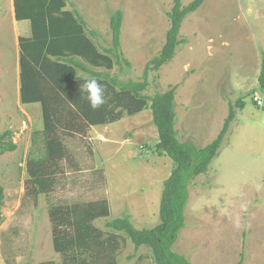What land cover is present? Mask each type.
Wrapping results in <instances>:
<instances>
[{
    "label": "rangeland",
    "instance_id": "374dc122",
    "mask_svg": "<svg viewBox=\"0 0 264 264\" xmlns=\"http://www.w3.org/2000/svg\"><path fill=\"white\" fill-rule=\"evenodd\" d=\"M14 0H0V136L9 132L15 151L0 149V264H63L53 246L50 210L106 199L110 216L94 225L131 217L137 229L160 223L164 183L173 161L156 154L159 135L149 107L141 114L94 127L84 141L69 140L81 171L68 172L55 192L39 203L25 198L32 134L43 129L40 104L20 98L19 38L31 36L29 23L15 19ZM86 19L100 52L112 47L111 16L124 13L121 64L97 69L122 82L144 81L171 27L174 0H66ZM194 0H183L188 6ZM175 58L148 75L144 94L153 97L177 87L179 139L200 148L220 134L231 106L236 121L209 171L190 186L186 227L175 250L192 264H264V92L259 77L264 63V0H206L186 17ZM259 98V105L255 99ZM246 108L240 110L239 100ZM151 106V102H149ZM10 141V139H8ZM88 149L91 151H88ZM119 264H155L145 247L128 240Z\"/></svg>",
    "mask_w": 264,
    "mask_h": 264
},
{
    "label": "trees",
    "instance_id": "16d2710c",
    "mask_svg": "<svg viewBox=\"0 0 264 264\" xmlns=\"http://www.w3.org/2000/svg\"><path fill=\"white\" fill-rule=\"evenodd\" d=\"M205 1L194 0L184 6L183 0H174L168 14L171 27L166 41L160 53L148 63L142 82H122L117 77L110 78L96 71H111L115 64H121L123 11L118 10L111 16L112 47L102 53L94 41L99 38V33L89 29L86 19L79 11L70 10L66 0L13 1L16 21L28 22L31 27V36L19 38L21 103L40 104L44 124L42 130L32 134L25 198L38 204L42 195L66 185L67 174L81 171L67 146L69 140L84 141L92 128L118 123L126 116H137L149 107L159 135L156 154L173 161L171 176L164 183L162 192L160 223L154 228L137 229L129 216L108 221L107 231L96 227L94 223L98 219L110 216L106 199L84 205L53 207L49 213L53 246L63 257V264H119V252L128 240L135 250L142 247L150 250L155 264H192L186 255L174 248L186 227L190 186L209 171L218 157L236 121L237 111L231 106L218 137L200 148L179 139L177 87L153 97L144 92L149 86V72L160 70L175 58L183 44L179 33L184 20L198 11ZM262 66L259 84L264 92V63ZM82 77L97 79L105 85V105L96 110L89 106L85 95L79 91ZM237 106L244 110L246 103L241 99ZM11 140L9 132L0 136L2 152L17 149ZM4 200V188L0 185V222Z\"/></svg>",
    "mask_w": 264,
    "mask_h": 264
},
{
    "label": "clouds",
    "instance_id": "9594fccd",
    "mask_svg": "<svg viewBox=\"0 0 264 264\" xmlns=\"http://www.w3.org/2000/svg\"><path fill=\"white\" fill-rule=\"evenodd\" d=\"M83 83L80 84L79 91L85 95L89 106L96 110L106 103L105 85L94 78L82 77Z\"/></svg>",
    "mask_w": 264,
    "mask_h": 264
},
{
    "label": "built area",
    "instance_id": "2783aa9c",
    "mask_svg": "<svg viewBox=\"0 0 264 264\" xmlns=\"http://www.w3.org/2000/svg\"><path fill=\"white\" fill-rule=\"evenodd\" d=\"M255 101H256L259 105L262 104V103L260 102L259 98H256Z\"/></svg>",
    "mask_w": 264,
    "mask_h": 264
},
{
    "label": "crops",
    "instance_id": "0c3cea01",
    "mask_svg": "<svg viewBox=\"0 0 264 264\" xmlns=\"http://www.w3.org/2000/svg\"><path fill=\"white\" fill-rule=\"evenodd\" d=\"M14 14V13H13ZM23 23H28V22H23ZM19 62H20V59H19ZM19 62H18V65H19V68H20V64H19ZM21 87V86H20ZM20 94V93H19ZM42 130V129H41Z\"/></svg>",
    "mask_w": 264,
    "mask_h": 264
}]
</instances>
